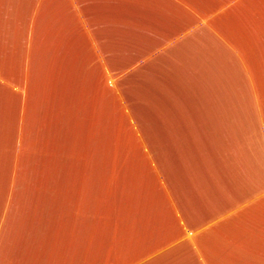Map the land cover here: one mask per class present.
Returning <instances> with one entry per match:
<instances>
[{
    "label": "crops",
    "instance_id": "1",
    "mask_svg": "<svg viewBox=\"0 0 264 264\" xmlns=\"http://www.w3.org/2000/svg\"><path fill=\"white\" fill-rule=\"evenodd\" d=\"M0 264H264V0H0Z\"/></svg>",
    "mask_w": 264,
    "mask_h": 264
},
{
    "label": "rangeland",
    "instance_id": "2",
    "mask_svg": "<svg viewBox=\"0 0 264 264\" xmlns=\"http://www.w3.org/2000/svg\"><path fill=\"white\" fill-rule=\"evenodd\" d=\"M128 65V62H124V66L126 67ZM114 83V82H112ZM125 83H126V78H125ZM107 89H111L108 88L105 85V91L102 89L99 94L95 97L93 93H91L90 90L87 91V101L88 100H94V102L97 105L100 106H110V105H116V103L118 102L120 104L119 109H116L115 106L114 108V113H112V109H110V111H105V121H104V137H105V144L110 142V139L115 140L114 136V132L116 131V125H115V120L111 123L112 119H115L117 117L120 118L121 122L123 120V116L122 114H126L129 111V117L131 118L132 122H136V131L140 132L139 129H141V131H146L147 130V124H156L159 122L160 117L163 118H167L168 119V123H172V119L174 120L177 116H179V112L176 111L175 108H166V109H161L159 106H153L151 108H147L146 107V103H140L141 102V98H139L137 101V103H140L139 105L142 106L140 109H136L137 112H134L130 109H128V105H129V101L127 100V94L129 93L126 89L124 92H121L120 94V98L118 100L117 96L114 95L112 96L111 91H108ZM112 90V89H111ZM105 92V95H104ZM109 92V93H106ZM137 96H139L140 94H136ZM93 103V102H90ZM94 103V104H95ZM126 103V104H125ZM124 106L126 108H124ZM98 113L97 116L99 118V113L100 111H102V107H98ZM133 109V107H132ZM113 115V116H112ZM114 117V118H113ZM163 122V120H162ZM165 123V121H164ZM139 125V127H138ZM119 127V125H118ZM123 127V126H120ZM128 129V125L125 124L123 131ZM158 129V128H156ZM171 129V128H169ZM168 129V130H169ZM167 130V131H168ZM103 132V131H102ZM99 133H101L99 131ZM168 133V132H166ZM113 137V138H112ZM122 144H124L122 150H125L127 148V145L125 143H123L122 141L120 142Z\"/></svg>",
    "mask_w": 264,
    "mask_h": 264
}]
</instances>
